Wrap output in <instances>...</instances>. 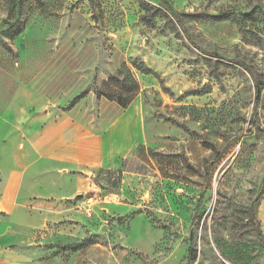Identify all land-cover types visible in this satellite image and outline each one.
Masks as SVG:
<instances>
[{"label": "rangeland", "instance_id": "obj_1", "mask_svg": "<svg viewBox=\"0 0 264 264\" xmlns=\"http://www.w3.org/2000/svg\"><path fill=\"white\" fill-rule=\"evenodd\" d=\"M159 1L0 0V264H264V0ZM126 109L93 187L38 183L36 126Z\"/></svg>", "mask_w": 264, "mask_h": 264}, {"label": "crops", "instance_id": "obj_2", "mask_svg": "<svg viewBox=\"0 0 264 264\" xmlns=\"http://www.w3.org/2000/svg\"><path fill=\"white\" fill-rule=\"evenodd\" d=\"M129 112L130 109H126L103 133L94 135H87L85 126L70 114L36 126L30 136L34 159L29 163V167L36 166L35 179L39 183L40 180L48 182L56 178L59 182L64 181L70 189L93 187V178L87 174L108 163L110 156L115 157L111 152L104 153L102 139L113 133ZM12 180L8 181L9 189ZM23 180L24 176L17 177L12 188H16L20 181L23 184Z\"/></svg>", "mask_w": 264, "mask_h": 264}, {"label": "trees", "instance_id": "obj_3", "mask_svg": "<svg viewBox=\"0 0 264 264\" xmlns=\"http://www.w3.org/2000/svg\"><path fill=\"white\" fill-rule=\"evenodd\" d=\"M160 4L164 7L167 8L169 14H171V16L173 17V19L178 23V24H181V21H180V18L177 16L176 13H174V11L172 10V6L170 5V3L167 1V0H160L159 1ZM140 7L144 10V11H148L151 9V6H149L148 4H146L145 2L143 1H140ZM225 16L224 14H221L217 17H215L214 19H217V20H222L224 19ZM141 74L143 75H151V74H154V72H152L149 68H147L142 62L138 63L136 66H134ZM132 82L134 83V87L131 91L132 95H134L137 91H138V85L135 81L132 80ZM260 96H261V82L258 80V79H255V84H254V98H255V101L256 103H258V101L260 100ZM133 97V96H132ZM132 97H131V100H132ZM130 100V101H131ZM119 106L124 109L126 108L127 106V103L124 102V100H122L120 97L118 98V102ZM120 173V172H119ZM201 199H202V196L200 197L198 203L201 202ZM251 214H253L251 212ZM252 218H253V221H255L254 219V216L252 215ZM259 235V240H260V243H261V246L264 250V237L262 236L261 233L258 234Z\"/></svg>", "mask_w": 264, "mask_h": 264}]
</instances>
